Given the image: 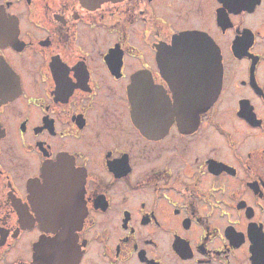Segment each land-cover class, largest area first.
Listing matches in <instances>:
<instances>
[{"label":"flooded vegetation","instance_id":"1","mask_svg":"<svg viewBox=\"0 0 264 264\" xmlns=\"http://www.w3.org/2000/svg\"><path fill=\"white\" fill-rule=\"evenodd\" d=\"M0 264H264V0H0Z\"/></svg>","mask_w":264,"mask_h":264},{"label":"water","instance_id":"2","mask_svg":"<svg viewBox=\"0 0 264 264\" xmlns=\"http://www.w3.org/2000/svg\"><path fill=\"white\" fill-rule=\"evenodd\" d=\"M106 1H121V0H82L83 3L85 2L89 6H93L95 4L100 5L101 3L106 2ZM195 39H197V36H195V35H190V36H186V37H178L179 41L180 40H189V42H193ZM177 46H180V44L179 45L175 44V47H177ZM215 80H216V85H215L214 95L210 94V96H209L210 103H213L217 99V97L219 95V91H220V87L217 84L218 79H215ZM132 98H133V106L135 108V112H136L137 116L139 117L138 119L141 120V118H142L141 114L143 113V95L139 91H135L132 94ZM210 98H211V100H210ZM49 182H50V180L48 179V175L44 174L43 184L40 181H35L31 184L32 192L34 191V194H35V191L37 189L41 190V191L46 190Z\"/></svg>","mask_w":264,"mask_h":264}]
</instances>
